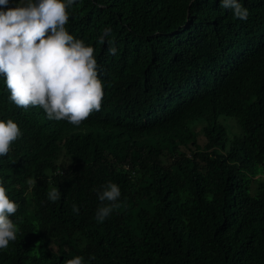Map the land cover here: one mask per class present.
Instances as JSON below:
<instances>
[{
    "label": "trees",
    "instance_id": "trees-1",
    "mask_svg": "<svg viewBox=\"0 0 264 264\" xmlns=\"http://www.w3.org/2000/svg\"><path fill=\"white\" fill-rule=\"evenodd\" d=\"M239 2L247 20L221 0H76L65 28L94 48L104 91L79 126H42L0 74V120L23 133L0 157L19 205L0 264H264V0ZM109 182L119 207L97 222Z\"/></svg>",
    "mask_w": 264,
    "mask_h": 264
},
{
    "label": "clouds",
    "instance_id": "clouds-1",
    "mask_svg": "<svg viewBox=\"0 0 264 264\" xmlns=\"http://www.w3.org/2000/svg\"><path fill=\"white\" fill-rule=\"evenodd\" d=\"M221 2L236 18L248 19V9L239 0ZM9 3L10 0H0V74L5 77L6 97L23 109L34 106L40 111L38 120L42 126L43 118L79 126L94 111H100L104 91L98 79L94 48L75 39L65 28L70 19L68 9L76 0H19L15 7H9ZM110 35L111 28H105L98 42L105 43ZM117 51L112 46L108 49L113 56ZM22 135L13 120H0V157H6L13 142ZM26 183L31 188L37 182L28 178ZM102 189L96 190L101 202L96 211L97 222H103L119 207L121 197L115 183L109 182ZM47 197L56 202L61 192L52 187ZM18 208L0 178V250L17 239L19 227L9 217ZM72 210L79 214L77 205L73 204ZM82 262L83 257L77 256L66 264Z\"/></svg>",
    "mask_w": 264,
    "mask_h": 264
},
{
    "label": "rangeland",
    "instance_id": "rangeland-1",
    "mask_svg": "<svg viewBox=\"0 0 264 264\" xmlns=\"http://www.w3.org/2000/svg\"><path fill=\"white\" fill-rule=\"evenodd\" d=\"M17 3H19V0L14 1V3H13V7H14ZM228 119H229V120H228ZM230 120H235V119H234L233 117H220V121H221V122H227V123L232 122V121H230ZM203 124H204V123H202V122H198V123H196V124L193 126V129H195V131L197 132V138H196L197 143H198L200 146H202V145L204 144V142H205V137H204V135L201 133V130H202ZM232 125H234V124L232 123ZM182 149L184 150L185 148H182Z\"/></svg>",
    "mask_w": 264,
    "mask_h": 264
}]
</instances>
